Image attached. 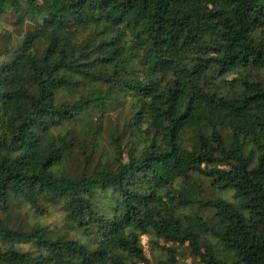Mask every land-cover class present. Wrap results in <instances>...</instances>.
<instances>
[{
    "label": "trees",
    "instance_id": "obj_1",
    "mask_svg": "<svg viewBox=\"0 0 264 264\" xmlns=\"http://www.w3.org/2000/svg\"><path fill=\"white\" fill-rule=\"evenodd\" d=\"M22 1L0 264H264V0Z\"/></svg>",
    "mask_w": 264,
    "mask_h": 264
},
{
    "label": "rangeland",
    "instance_id": "obj_2",
    "mask_svg": "<svg viewBox=\"0 0 264 264\" xmlns=\"http://www.w3.org/2000/svg\"><path fill=\"white\" fill-rule=\"evenodd\" d=\"M26 1L27 0L22 1L23 6L26 5ZM14 21H15L14 15L9 14L0 23V41L1 42L6 35L16 36L19 34L21 36H24L26 34L27 30L31 27L29 22H25L22 25V27L18 31H16V29L13 27ZM6 58H7V56H6ZM1 59L2 58H0V60ZM62 218H63V216L61 213L51 212L49 215L42 217L40 219V222L48 224L50 226H58L60 224V222L62 221ZM142 241H143L144 248L147 252L148 259L150 260V264H155V261L157 259H155L156 256L154 255V253H152V245H151L150 239L148 237H144ZM28 249H29V246H20L18 248V251L19 252H25V250H28ZM192 261H193L192 259H189L188 263H192Z\"/></svg>",
    "mask_w": 264,
    "mask_h": 264
}]
</instances>
